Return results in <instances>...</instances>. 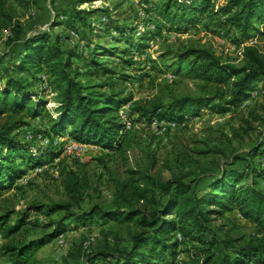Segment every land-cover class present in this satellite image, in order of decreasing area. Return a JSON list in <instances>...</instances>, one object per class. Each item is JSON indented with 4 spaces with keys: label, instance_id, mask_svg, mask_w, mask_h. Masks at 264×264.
Listing matches in <instances>:
<instances>
[{
    "label": "trees",
    "instance_id": "1",
    "mask_svg": "<svg viewBox=\"0 0 264 264\" xmlns=\"http://www.w3.org/2000/svg\"><path fill=\"white\" fill-rule=\"evenodd\" d=\"M32 1L0 0V39L8 33L6 46L11 51L18 49L11 56L5 53L3 61L6 59L7 64L0 77V198L17 188L29 169L51 164L63 152L53 148L34 150L17 139V130L44 109L42 100L34 101L38 94L33 81L39 71L57 105L55 117L43 114L50 136L59 138L66 133L72 142L113 152L123 162L128 152L140 150L146 165L114 177L108 204L82 210L89 181L60 161L51 164L66 201L29 205L21 213L0 212V257L5 264H25L36 249L59 237L66 221L78 224L93 219L106 226L100 232L103 243L93 248L94 239H87L68 254L71 263L64 260L63 264H94L98 259L107 264H212L218 242L207 240L204 234L211 229L213 219H225L224 214L231 210L253 226L255 237L233 239L222 233L221 243L227 254L221 264H264V190L260 186L264 168L258 161L264 159V55L256 48H247L236 66L191 42L176 51L178 62L174 66L185 63L184 76L193 82V92L176 96L170 91L156 96L131 108L128 119L139 115L181 120L187 115L195 117L201 110L230 114L256 90L257 81L262 79L263 84L257 91L261 92L258 99L246 111L228 119L236 124L229 133L221 132L218 138H210L208 133L192 143L172 142L160 160L161 172L168 174L164 178L154 172L156 156L144 145L141 130L134 128L136 121L131 120L132 126L126 130V120L119 115L120 107L132 99L116 92L123 79L113 77L107 63L99 59L111 57L114 51L105 49L100 54L99 44L82 38L92 47L88 57L82 59L75 49L66 46L71 41L69 35L62 37L54 30L63 25L73 27L75 21L83 23L80 15L84 12L76 9L68 11L65 22L60 23L56 17L47 31L26 35L17 9L27 11ZM84 1L90 0L79 3ZM149 1L139 0L165 21V31L174 33L195 26L206 10L196 0H157L152 6ZM62 12L63 16L68 13ZM214 14L226 15L215 27L233 28L232 41L241 44L264 26V0H230ZM113 31L119 33L117 28ZM125 38L128 45L129 38ZM73 59L82 63L75 65ZM100 73L104 79L99 78ZM253 133L258 138L243 154L246 138ZM30 214L42 215L45 220L30 219ZM123 229L128 233L127 240L119 238ZM123 243L127 246L122 248ZM179 255L181 260L176 258Z\"/></svg>",
    "mask_w": 264,
    "mask_h": 264
},
{
    "label": "rangeland",
    "instance_id": "2",
    "mask_svg": "<svg viewBox=\"0 0 264 264\" xmlns=\"http://www.w3.org/2000/svg\"><path fill=\"white\" fill-rule=\"evenodd\" d=\"M200 2L206 10L198 23L189 28H184L178 33L165 31L166 23L161 20L148 6L144 7L139 0H90L79 3V0H33L30 8L25 11L17 9L20 24L24 27L27 35H33L48 30L49 24L57 17L58 21L65 22L70 10L83 11L80 21H75L73 27L63 25L55 28L54 32H59L62 37L69 35L71 41L67 43L68 48L76 50L82 59H86L91 51V46H87L82 38H86L100 45L98 51L102 54L110 49L111 57H99L100 62H106V66L114 74L115 78H122L116 87V92L121 97H130L132 102L127 106L120 107L119 115L126 123L132 126L131 120L136 121L134 128L141 130L142 139L145 146L150 147V151L156 156V167L154 172L162 177L168 176L167 172H161L160 160L172 142L185 141L192 143L207 137H220L221 132L229 133L230 127H236L235 122H228V119L237 112L246 111L254 100L258 99V92L262 87V79L256 82V90L242 102L233 112L226 115L212 114L206 110H201L197 116L187 115L181 120L141 118L133 116L128 119L129 110L138 104L146 103L152 98L161 94H169L170 91L176 96L193 92L194 85L185 73V63L182 66H174L178 60L175 58L176 51L191 42L200 47L210 49L214 55L225 63L240 65L243 54L247 48H256L264 55V26H259V32H254L252 37L241 44H235L233 28L215 27L218 22L226 18V15H215L220 8H225L230 0H196ZM150 5L156 4L157 0H150ZM62 11L68 12L64 16ZM66 16V17H65ZM77 17V16H76ZM75 18V17H73ZM85 23V25H84ZM63 24V23H62ZM208 25V26H207ZM113 28H117L119 33H115ZM124 32V36L120 38ZM8 33H3L0 39V60L18 51H11L6 46ZM128 36L129 44L126 43ZM120 38V39H119ZM114 39L120 40L113 42ZM106 49V50H105ZM13 54H12V53ZM170 53L171 55H166ZM164 57V58H163ZM1 61V62H2ZM75 65L82 63L81 60L73 59ZM6 59L0 65V77L3 66H6ZM103 73L99 78L104 79ZM43 72L36 73L33 81L34 92L38 98L34 101L42 100L44 109H40V115L34 120H27L25 125L17 130V139L23 145H27L34 150L52 149L62 151L59 158L52 160V165L59 162L65 164L69 170L79 177L85 176L89 181L90 189L84 194V204L82 210L88 209L92 205H105L111 199L112 182L114 177L123 175L126 169L141 168L146 165L144 153L140 150H133L127 153L126 162L113 152L102 150L100 147L91 145L76 144L71 141L68 135L59 138L48 134V120L43 114L48 112L55 117L57 105L53 102L54 93L47 89L44 83ZM0 79V88L2 86ZM43 110V111H42ZM125 123V129H126ZM212 129V130H211ZM127 130V129H126ZM257 133L247 139V145L243 148V154L248 150L247 146L255 142ZM264 138V136L262 137ZM51 161V160H50ZM258 161L263 165L264 159ZM45 164L40 168L29 169L25 176L19 180L18 187L6 193L0 198V212L13 210L21 213L29 205H51L53 203H63L66 201L64 189L58 181H55V170ZM240 165V164H239ZM202 182L201 184H203ZM201 185L198 189L201 190ZM260 186L264 190V178L260 181ZM27 210V209H26ZM75 212H79L75 210ZM55 216V215H54ZM225 219L215 218L211 222V229L207 230L204 237L218 242L214 250L215 257L212 264H221L225 256L222 233H227L233 239L243 237L251 239L255 237L253 226L235 211L231 210L224 214ZM15 217H13L12 221ZM30 219L38 218L44 221L40 215L30 214ZM68 220L63 232L54 240L36 249L25 264H63L64 260L71 263L68 254L85 243L87 239L93 240V248L103 243L100 234L106 226H102L96 219L92 222L86 221L78 224H70ZM112 224V221L107 223ZM133 232V231H132ZM128 233L122 230L119 238L127 240ZM177 238L178 235H175ZM108 243L113 245V240ZM1 244V241H0ZM123 243L121 247H126ZM230 258H233L229 254ZM181 260L183 257H176ZM0 264L5 261L0 257ZM94 264H107V261L98 259Z\"/></svg>",
    "mask_w": 264,
    "mask_h": 264
},
{
    "label": "built area",
    "instance_id": "3",
    "mask_svg": "<svg viewBox=\"0 0 264 264\" xmlns=\"http://www.w3.org/2000/svg\"><path fill=\"white\" fill-rule=\"evenodd\" d=\"M126 129H130V124L129 123H126Z\"/></svg>",
    "mask_w": 264,
    "mask_h": 264
}]
</instances>
